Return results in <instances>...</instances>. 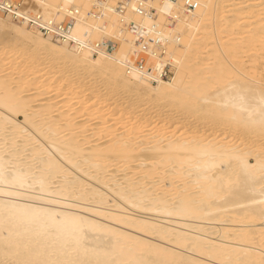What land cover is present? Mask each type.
<instances>
[{"label":"bare ground","instance_id":"obj_1","mask_svg":"<svg viewBox=\"0 0 264 264\" xmlns=\"http://www.w3.org/2000/svg\"><path fill=\"white\" fill-rule=\"evenodd\" d=\"M38 1L47 16L94 5ZM150 1L162 23L167 1ZM73 34L115 36L119 48L92 57L0 16V264H264V85L253 56L249 73L234 66L264 49V0L200 1L167 30L175 73L155 84L125 72L131 37L114 12ZM11 49L23 66L13 73ZM46 66L59 69L42 81ZM53 77L77 101L49 94ZM160 111L261 137L167 135Z\"/></svg>","mask_w":264,"mask_h":264},{"label":"built area","instance_id":"obj_2","mask_svg":"<svg viewBox=\"0 0 264 264\" xmlns=\"http://www.w3.org/2000/svg\"><path fill=\"white\" fill-rule=\"evenodd\" d=\"M166 1L169 8L162 23L157 22L159 11L150 0H94V5L85 14L73 7L60 6L51 16L43 13L37 0H0V16L23 24L46 38L65 43L78 52H87L92 57H115L120 43L118 37L92 40L87 34L83 37L73 34L77 21L100 18L106 11L114 12L131 37L133 60L121 61L125 72L155 84L171 80L175 73L167 30L173 28L181 16L194 13L200 4V0ZM131 15L135 18H130ZM147 20L151 22L147 23Z\"/></svg>","mask_w":264,"mask_h":264},{"label":"rangeland","instance_id":"obj_3","mask_svg":"<svg viewBox=\"0 0 264 264\" xmlns=\"http://www.w3.org/2000/svg\"><path fill=\"white\" fill-rule=\"evenodd\" d=\"M200 1H209V0H200ZM209 4H210V2H208ZM209 9H210V7H208V6H205V4L203 3V6L201 5V10L203 11V17H202V19H204L202 22H204V23H207L208 21H207V17H208V13H209ZM211 10V9H210ZM209 18H210V16H209ZM232 36H234V37H237V34H234V35H232ZM8 51H9V53H8ZM243 52V53H242ZM241 53L242 54H240L239 56H240V58H239V56L237 55V58H239L240 60H236V62H234V66H237L239 63L240 64H242L243 62L245 63H247V65H246V63L244 64V65H242L243 67H246V69L245 68H242V66L239 68V70H241V69H244V71L246 70V72H248V68L252 65V64H250L251 62H249L250 61V59H251V57L252 58H256L257 59V62L255 63V67H254V69L251 67V68H249L250 70H249V72L250 71H252L253 70V75H255V77L256 78H254V80H256V81H258V82H260V83H262L263 85H264V59L262 58L263 56V54H264V49H262L259 45H256V46H251V49H249V50H245V51H242ZM6 53V52H5ZM4 53V54H5ZM8 53V54H7ZM7 53L4 55V57H6L7 59H8V62L9 63H7V66L9 67V71H12V73H13V71H14V69H15V71H17L18 69H21L23 66L21 65V63L19 62L20 61V59L19 58H17V55H19L18 53H15L14 55H13V50L11 49V52H10V50H7ZM1 54V53H0ZM1 55H3V54H1ZM9 56V57H8ZM11 56V57H10ZM15 57V58H14ZM237 58H235V59H237ZM15 59V60H14ZM16 59H17V61H16ZM19 60V61H18ZM241 60H243L242 61V63H241ZM249 60V61H248ZM14 63H13V62ZM237 61H240L239 63L237 62ZM248 61V62H247ZM19 62V63H18ZM232 62V61H231ZM236 63H238V64H236ZM10 64V65H9ZM239 64V65H240ZM248 64H250V66H248ZM44 65H48V64H44ZM2 66H3V63H2ZM6 66V63H5V66H3V67H7ZM13 67V68H12ZM256 68V69H255ZM13 69V70H12ZM57 69H59V68H53V67H51V66H46L42 71H40V72H38L37 74H35V75H40L41 76V80L42 81H46V80H44L47 76H50V75H54V73H55V71L57 70ZM233 70H235V69H233ZM35 71V70H34ZM50 71H53L52 73L50 72ZM28 72V74H32L33 73V71H27ZM50 73V74H46V73ZM248 72V73H249ZM251 74H252V72H251ZM17 75V74H16ZM57 75H59V73L58 74H55V76H57ZM258 75V76H257ZM40 79H38L39 81H40ZM55 78L53 77L50 81H47V82H49L50 84H49V86L50 87H48V90H52L51 91V93H49V94H52V93H55L54 95H60V94H62L61 96H59L57 99H59V98H61V97H68V101H69V103H72V102H75V101H77V97L78 96H80L79 94H71V90L69 89V88H65V86L64 87H60V86H56V83H54V80ZM81 79H83V78H79V80H81ZM39 84H42V82H39L38 83V85ZM86 85L87 84H89V83H85ZM85 88V86L83 87V89ZM75 91V90H74ZM32 92H34V91H32ZM48 94V95H49ZM84 98V97H83ZM175 111V110H174ZM174 111H163V114H166V115H163V114H161L162 113V111H160V114H158V116H157V118L158 117H160V119L162 118L163 120H164V118H165V122L163 121L162 123H159L158 121L159 120H157V122H155V124H157V123H159V124H157L155 127H156V129L157 128H159L160 127V125H162L161 126V128L162 129H164V131H162V132H165V130H166V133H167V135H171L172 133L174 134V136L176 137V134L178 133V135H180V134H182V135H189L188 133H186L187 131L189 132V130H191V131H193L194 129H195V131L196 130H198V131H196L198 134H204V135H207L206 133H210V131H212V133H214L215 131H216V133L215 134H213V136H211V137H218V135L220 134L221 135V137H223V135L224 134H229V135H235L236 134V132H237V134L235 135V136H237V137H233V136H231L230 137V139L233 137V139H234V141L236 140V138H238L239 137V135H240V133L242 134V133H244L243 131L241 132H239L238 130H235L234 132H230L231 130H234V129H229L227 126H223V124L221 125V124H219V122L216 124V120L217 119H214L213 120V118H211L215 123H213V121L210 119L209 121H207L208 119H206V120H199L198 121V119H197V116H191V115H193V114H188L189 115V117H190V119H187V117H185V115H182V116H180V117H182L183 118V120L181 119V118H179V116H177L178 114L179 115H181V114H183V113H179V112H181V111H178V114H176V113H174ZM175 112H177V110L175 111ZM175 114V115H174ZM187 115V114H186ZM163 116V117H162ZM168 116H175V117H173L172 119H168ZM184 116V117H183ZM166 117H167V119H166ZM177 120H176V119ZM178 118H179V120L180 121H183V123L185 124H183V123H179L180 121H178ZM194 120H193V119ZM23 118H22V116H19V120H22ZM173 119H174V122H176V125H175V123L173 122ZM186 119V120H185ZM125 120H128V119H125ZM167 120L169 121V122H167ZM171 120V121H170ZM176 120V121H175ZM185 120V121H184ZM189 120V122L187 123V121ZM190 120H191V123H190ZM198 121L197 122V124H195L196 123V121ZM133 121V120H132ZM192 121H195V123H193L192 124ZM205 121V122H204ZM113 122V121H112ZM127 122H129V120L127 121ZM174 124H173V123ZM201 122V123H200ZM204 122V123H203ZM208 122H209V125H208ZM130 123H131V121H130ZM129 123V124H130ZM163 123H167V124H163ZM170 123H172V125L170 124ZM189 123H190V125H189ZM212 123V124H211ZM119 124V126L118 127H121V125L123 124L124 125V123H118ZM125 124H128V123H125ZM169 124V125H168ZM182 124H183V127H181L182 126ZM201 124V125H200ZM203 124H204V126H203ZM206 124V125H205ZM219 124V127L217 126ZM195 125H197L196 126V128H195ZM208 125V126H207ZM212 125V126H211ZM167 126H169V127H167ZM170 126H172V127H170ZM181 127V128H179V127ZM200 126V127H199ZM204 128H203V127ZM216 126V127H215ZM222 126V127H221ZM152 127V126H151ZM166 127H167V129H166ZM190 127V128H189ZM207 127V128H206ZM224 127V128H223ZM148 128V127H147ZM149 128H150V126H149ZM188 128V129H187ZM194 128V129H193ZM206 128V129H205ZM221 128V129H220ZM226 128V129H225ZM177 129V130H176ZM184 129V130H183ZM204 129V130H203ZM211 129H213V130H211ZM215 129V130H214ZM218 129V130H217ZM223 129H225V130H223ZM230 131H229V130ZM183 130V131H182ZM168 131V132H167ZM178 131V132H177ZM180 131H182V133L180 132ZM192 132V134L193 133H196V132ZM200 131V132H199ZM203 131V132H202ZM184 132H185V134H184ZM222 132V133H221ZM225 132V133H224ZM227 132V133H226ZM171 133V134H170ZM189 133H191V132H189ZM196 133V134H197ZM231 133H233V134H231ZM235 133V134H234ZM238 133H239V135H238ZM172 134V135H173ZM217 134V135H216ZM245 134H247V133H245ZM241 135L240 137H239V141H238V139H237V141L238 142H240V141H242V142H244L242 139H244L245 140V143L246 142H249V141H251V143L253 144V142L256 140L257 141V138L258 137H261V136H250V134H248V135ZM226 136V135H225ZM244 136H247V138H249L248 140H246L247 138H243ZM249 136V137H248ZM96 137V136H95ZM242 137V138H241ZM253 137H256V138H253ZM220 137H218L217 139H219ZM252 138L254 139V140H252ZM102 139H105V138H102ZM233 139H232V141H233ZM259 139H261V143L259 142ZM263 139H264V137H263ZM262 139V137L261 138H258V141H257V145H259L258 143H260V144H262L261 146H263L264 145V143H262V141L264 142V140ZM98 141H102L101 139L100 140H98ZM249 144H250V142H249ZM255 144V143H254ZM255 144V145H256ZM264 147V146H263ZM115 163V162H114ZM121 164V163H120ZM120 164H118V165H120ZM118 173H120V172H118Z\"/></svg>","mask_w":264,"mask_h":264}]
</instances>
